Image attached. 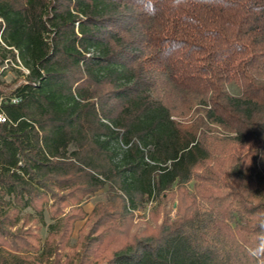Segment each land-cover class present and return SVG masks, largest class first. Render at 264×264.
Returning a JSON list of instances; mask_svg holds the SVG:
<instances>
[{
  "label": "trees",
  "instance_id": "16d2710c",
  "mask_svg": "<svg viewBox=\"0 0 264 264\" xmlns=\"http://www.w3.org/2000/svg\"><path fill=\"white\" fill-rule=\"evenodd\" d=\"M5 62L0 264H264V0H0Z\"/></svg>",
  "mask_w": 264,
  "mask_h": 264
},
{
  "label": "rangeland",
  "instance_id": "374dc122",
  "mask_svg": "<svg viewBox=\"0 0 264 264\" xmlns=\"http://www.w3.org/2000/svg\"><path fill=\"white\" fill-rule=\"evenodd\" d=\"M16 67L10 63H0V83L7 87H12L13 83L17 79V73H16ZM229 92L234 95H239L240 91L237 87L229 86ZM189 191L192 190V183L188 185ZM108 188L105 186L103 189L99 190L98 193L95 195L89 196V197H83L82 200L78 203L72 202L74 204H71L66 202L63 204V207L61 208V215L60 218L68 217L72 213L73 210L79 208L81 209V213L84 217L74 220L72 222V228H71V237L69 241L70 246H75L78 244L79 240L83 237V234L87 232V230L91 226V221L94 220L91 218V214L93 212V209L95 206L99 203L106 202V192ZM44 206V224H41L38 219L37 215L34 211L31 209H26L22 211L21 217L24 215L29 216V222L27 223L26 227L36 228V234L38 238V243L42 245L47 238L48 235V225L53 223V220H50L48 212L52 211L54 209L53 202L49 201L46 204L42 205ZM53 207V208H52ZM156 206V202H149L147 203L145 209H142L140 211H135L133 214V219L131 223V232L135 231H141L145 227H153L155 224H159L161 221V215L163 210H158ZM176 201L173 202L171 205V211L170 215L171 217H174L176 214ZM152 214L155 215V218H152ZM155 219V222L153 221ZM20 225V224H19ZM83 232V233H82ZM31 240V239H30ZM30 253V252H29ZM101 254V251L96 252V256H99Z\"/></svg>",
  "mask_w": 264,
  "mask_h": 264
},
{
  "label": "built area",
  "instance_id": "2783aa9c",
  "mask_svg": "<svg viewBox=\"0 0 264 264\" xmlns=\"http://www.w3.org/2000/svg\"><path fill=\"white\" fill-rule=\"evenodd\" d=\"M25 73H27L25 71ZM9 101H11L10 103L12 104H17L19 102V99L18 98H12L10 99ZM8 101H6L5 98L3 97H0V106L2 103H7ZM7 116H5V114L0 110V124H5L7 122Z\"/></svg>",
  "mask_w": 264,
  "mask_h": 264
}]
</instances>
